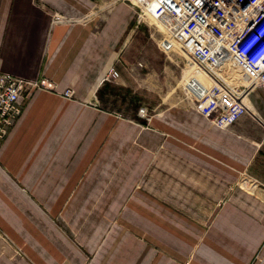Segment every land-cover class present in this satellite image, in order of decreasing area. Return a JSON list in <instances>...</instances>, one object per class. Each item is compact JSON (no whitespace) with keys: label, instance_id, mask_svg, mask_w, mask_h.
Here are the masks:
<instances>
[{"label":"crops","instance_id":"obj_1","mask_svg":"<svg viewBox=\"0 0 264 264\" xmlns=\"http://www.w3.org/2000/svg\"><path fill=\"white\" fill-rule=\"evenodd\" d=\"M140 27L124 1L0 0V72L55 84L0 148V264H264V86L229 128L193 105L119 116L99 97L112 65L148 82Z\"/></svg>","mask_w":264,"mask_h":264},{"label":"built area","instance_id":"obj_2","mask_svg":"<svg viewBox=\"0 0 264 264\" xmlns=\"http://www.w3.org/2000/svg\"><path fill=\"white\" fill-rule=\"evenodd\" d=\"M130 1L141 5L160 25L163 51L186 50L215 80L232 61L249 84L264 86V0ZM106 75L119 78L120 72L112 66ZM42 81L0 72V148L22 114L25 100L43 88ZM247 86L215 81L203 88L206 91L200 97L193 96L195 107L214 124L229 128L247 112ZM63 94L72 96L70 90Z\"/></svg>","mask_w":264,"mask_h":264},{"label":"rangeland","instance_id":"obj_3","mask_svg":"<svg viewBox=\"0 0 264 264\" xmlns=\"http://www.w3.org/2000/svg\"><path fill=\"white\" fill-rule=\"evenodd\" d=\"M100 4L106 1L110 6L117 1H124L128 3L136 11V17L139 19L140 29L135 32L131 48V55L133 61H139L144 64L141 67L144 76L147 78V83L142 86H137L135 88H130L123 85L119 78H109L107 75L104 78L105 85L108 86L106 92L99 97V102L105 107H111V104H118L121 109L119 116H136L143 117L144 119L150 118V115L161 106H167L172 104L181 105H193L195 106V101L193 96L197 94L195 90H187L184 86V77L188 72L189 63H195V60L188 55L187 51L178 47L173 51L165 52L159 46L160 37L163 35L162 29L158 22L153 18L152 14L146 12L145 9L130 0H99ZM51 17V16H50ZM49 15L43 16L42 21L44 24L49 25L50 23ZM56 19V15L54 16ZM66 18H61L64 21ZM138 51V52H135ZM116 68L115 65H112ZM111 66V67H112ZM203 68L201 64L198 65ZM110 67V68H111ZM228 72L230 78L232 76L235 80L229 79L231 81V86H235L237 83H243L248 85L246 88V100L248 101V108L250 107V98L254 92L259 90V87H254L247 78L242 75L240 70L237 68L235 63L229 66ZM117 69V68H116ZM204 69V68H203ZM207 79L211 81V84L216 82H222L220 78L217 80L211 78L208 72L204 69ZM220 74L225 75L226 71H219ZM225 77V76H224ZM241 77V78H240ZM243 79V80H241ZM42 80V79H41ZM41 83L43 88L55 87L54 82L44 79ZM210 84V85H211ZM70 90L72 96L75 97V91L72 87L66 88L64 91ZM189 91V92H188ZM192 93V94H191ZM98 102V100H96ZM250 103V104H249ZM159 105V106H158ZM161 105V106H160ZM143 107V110H141ZM147 109H144L146 108ZM239 184L246 190L253 191L255 188L260 186V182L245 174L239 180Z\"/></svg>","mask_w":264,"mask_h":264},{"label":"bare ground","instance_id":"obj_4","mask_svg":"<svg viewBox=\"0 0 264 264\" xmlns=\"http://www.w3.org/2000/svg\"><path fill=\"white\" fill-rule=\"evenodd\" d=\"M199 64L200 63L197 62L196 60H195V63H189L188 72L185 75L184 80H183L185 88L187 90L190 89V92H191V90L197 89V90H195V91H197L196 92L197 94H200V92L206 91L203 88H207L211 84V81L209 79H207L206 74L204 73L205 72L204 69L198 66ZM224 68L226 71L228 68V63ZM194 69H197V71H194ZM217 76L223 82L224 78L226 77V74L220 75L218 73Z\"/></svg>","mask_w":264,"mask_h":264}]
</instances>
